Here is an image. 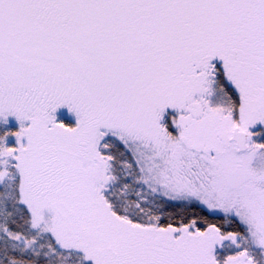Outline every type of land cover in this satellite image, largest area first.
I'll use <instances>...</instances> for the list:
<instances>
[{
  "label": "snow or ice",
  "instance_id": "obj_1",
  "mask_svg": "<svg viewBox=\"0 0 264 264\" xmlns=\"http://www.w3.org/2000/svg\"><path fill=\"white\" fill-rule=\"evenodd\" d=\"M0 264H264V0H0Z\"/></svg>",
  "mask_w": 264,
  "mask_h": 264
},
{
  "label": "rangeland",
  "instance_id": "obj_2",
  "mask_svg": "<svg viewBox=\"0 0 264 264\" xmlns=\"http://www.w3.org/2000/svg\"><path fill=\"white\" fill-rule=\"evenodd\" d=\"M62 115H63V112H62Z\"/></svg>",
  "mask_w": 264,
  "mask_h": 264
}]
</instances>
